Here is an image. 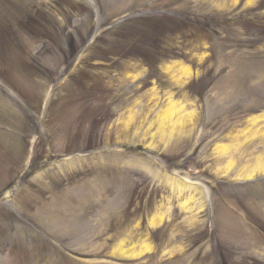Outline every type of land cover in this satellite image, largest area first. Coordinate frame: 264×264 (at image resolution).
<instances>
[{"label":"rangeland","instance_id":"rangeland-1","mask_svg":"<svg viewBox=\"0 0 264 264\" xmlns=\"http://www.w3.org/2000/svg\"><path fill=\"white\" fill-rule=\"evenodd\" d=\"M150 16L210 41L150 67L120 49ZM263 24L264 0H0V264H264Z\"/></svg>","mask_w":264,"mask_h":264},{"label":"trees","instance_id":"trees-1","mask_svg":"<svg viewBox=\"0 0 264 264\" xmlns=\"http://www.w3.org/2000/svg\"><path fill=\"white\" fill-rule=\"evenodd\" d=\"M208 22L196 21L189 16L141 18L136 22H130L123 28L120 49L121 52L127 51V56L129 54L140 57L150 67H153L162 59L169 58V55L163 53L167 51L165 48L169 46L172 37L184 36L187 34V30L198 32V37H210ZM18 24L22 27L26 26V23L18 22ZM258 29L261 31L260 34L264 36V24L260 25Z\"/></svg>","mask_w":264,"mask_h":264}]
</instances>
